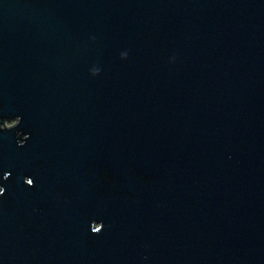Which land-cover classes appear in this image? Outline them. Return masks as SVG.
Masks as SVG:
<instances>
[{"label":"water","instance_id":"1","mask_svg":"<svg viewBox=\"0 0 264 264\" xmlns=\"http://www.w3.org/2000/svg\"><path fill=\"white\" fill-rule=\"evenodd\" d=\"M0 264H264V0H0Z\"/></svg>","mask_w":264,"mask_h":264},{"label":"rangeland","instance_id":"2","mask_svg":"<svg viewBox=\"0 0 264 264\" xmlns=\"http://www.w3.org/2000/svg\"><path fill=\"white\" fill-rule=\"evenodd\" d=\"M5 125H6L7 127H10V126H12L13 124L6 123Z\"/></svg>","mask_w":264,"mask_h":264},{"label":"snow or ice","instance_id":"3","mask_svg":"<svg viewBox=\"0 0 264 264\" xmlns=\"http://www.w3.org/2000/svg\"><path fill=\"white\" fill-rule=\"evenodd\" d=\"M5 179H6V177H5ZM28 183H29V184H31V183H32V181H29Z\"/></svg>","mask_w":264,"mask_h":264}]
</instances>
